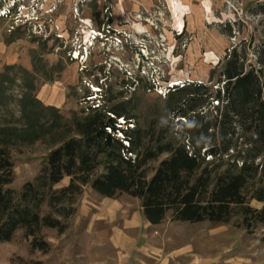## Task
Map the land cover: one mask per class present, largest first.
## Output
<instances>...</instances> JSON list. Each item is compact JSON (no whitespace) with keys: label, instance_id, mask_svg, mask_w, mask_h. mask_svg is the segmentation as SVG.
<instances>
[{"label":"rangeland","instance_id":"1","mask_svg":"<svg viewBox=\"0 0 264 264\" xmlns=\"http://www.w3.org/2000/svg\"><path fill=\"white\" fill-rule=\"evenodd\" d=\"M180 1L186 9L182 30L170 0H0V123L20 128L19 97L32 94L55 108L39 107L32 115L39 125L57 113L81 117L91 106L108 112L119 105L136 125L199 143L205 137L202 116L217 114L209 93L222 86L230 50L246 46L247 63L255 62L264 40V0ZM174 82L210 88L194 102L201 117L185 126L173 108L186 94L166 100ZM53 147L42 139L16 143L10 187L21 190L36 181ZM167 156L149 163L150 175ZM68 183L64 177L54 188ZM74 207L64 231L42 227L47 251L33 248L32 237L19 228L11 240L0 242V264H264V227L257 224L249 232L240 215L226 223L182 222L172 221L169 212L153 225L138 198L106 197L90 186ZM48 211L44 202L41 212Z\"/></svg>","mask_w":264,"mask_h":264},{"label":"trees","instance_id":"2","mask_svg":"<svg viewBox=\"0 0 264 264\" xmlns=\"http://www.w3.org/2000/svg\"><path fill=\"white\" fill-rule=\"evenodd\" d=\"M247 61L246 46H234L226 56L222 86L209 93L217 101V114L207 120L202 116L205 137L199 143L190 136L180 142L154 126L136 125L119 105L109 113L100 104L91 106L81 117L57 113L39 125L33 117L39 107L55 108L43 106L32 94L20 96L22 126L0 123V242L24 228L32 237L31 246L47 251L42 227L64 231L85 186L106 197L126 193L138 198L146 221L153 225L171 212L172 221L226 223L240 215V224L249 232L257 224L264 227V40L257 46L255 62ZM167 89L168 102L186 94L173 108L180 126L201 117L194 102L200 93L209 92L206 84L185 82ZM40 139L54 145L46 166L36 181L15 190L10 187L11 149ZM163 153L168 156L150 175L149 163ZM64 177L69 183L54 188ZM44 202L46 213L41 212Z\"/></svg>","mask_w":264,"mask_h":264},{"label":"bare ground","instance_id":"3","mask_svg":"<svg viewBox=\"0 0 264 264\" xmlns=\"http://www.w3.org/2000/svg\"><path fill=\"white\" fill-rule=\"evenodd\" d=\"M170 4L173 10V13L175 15V18H176V21H175L176 27L179 28V30H182L183 27L185 28L184 21L182 19V17L185 16L186 14V9L184 7V4L180 0H170ZM77 54L78 53H76V56ZM174 83H180V82H174ZM50 98H52V96Z\"/></svg>","mask_w":264,"mask_h":264},{"label":"built area","instance_id":"4","mask_svg":"<svg viewBox=\"0 0 264 264\" xmlns=\"http://www.w3.org/2000/svg\"><path fill=\"white\" fill-rule=\"evenodd\" d=\"M6 14H7V13H4V15H6ZM129 125H130V126H133V124H132V123H129Z\"/></svg>","mask_w":264,"mask_h":264}]
</instances>
